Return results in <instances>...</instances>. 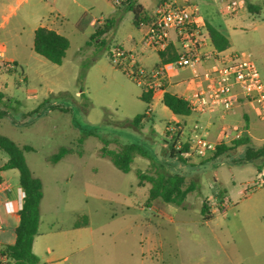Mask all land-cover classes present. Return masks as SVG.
Returning a JSON list of instances; mask_svg holds the SVG:
<instances>
[{
    "label": "rangeland",
    "instance_id": "1",
    "mask_svg": "<svg viewBox=\"0 0 264 264\" xmlns=\"http://www.w3.org/2000/svg\"><path fill=\"white\" fill-rule=\"evenodd\" d=\"M140 1L150 10L158 0L137 3ZM254 6L255 10L247 9L239 17L224 11L222 16L239 24L232 35L233 49L256 65L264 83L263 0H255ZM109 18L115 19V25L106 34V45H87L92 33ZM134 18L133 10L116 6L114 0H26L0 28L6 57L17 59L5 92L19 105L17 111L0 119V133L21 147L35 149L24 153L45 187L43 230L67 231L60 239L56 237L53 251L45 255L52 264H108L112 244L134 248L155 236L177 244V256L194 262L264 264V186H253V165L237 163L230 170L232 165L221 164L226 157L214 152L216 157L209 165L196 170L201 180L187 176L186 186L193 190L183 206L150 199V184L139 185L137 170L153 175L170 169L178 173L176 169L184 162L169 156L173 142L166 143L163 136L173 113L163 104L154 107L143 101L144 89L127 75L125 67L112 61L117 47L133 49L147 64L158 60L157 53L142 43L146 24L136 25ZM50 19L70 41L61 65L33 48L35 27ZM32 89L36 93H30ZM39 104L41 111L32 113L27 121L21 116ZM4 111L0 105V112ZM144 114L143 128L132 126L130 121ZM103 141L112 150L137 144L145 156L136 157L132 170L123 173L100 155ZM62 147L72 149V156L51 163L49 158ZM203 205L207 206L205 215ZM210 211L215 216L205 222ZM86 221L87 226L73 233L74 224ZM214 233L221 238L222 247ZM63 241L80 242L82 249L62 252L58 245ZM170 252L165 251L166 264Z\"/></svg>",
    "mask_w": 264,
    "mask_h": 264
},
{
    "label": "crops",
    "instance_id": "2",
    "mask_svg": "<svg viewBox=\"0 0 264 264\" xmlns=\"http://www.w3.org/2000/svg\"><path fill=\"white\" fill-rule=\"evenodd\" d=\"M26 0H0V28L4 27L6 24L10 22L12 15L16 12L17 8L24 4ZM160 0H158L150 10L146 8L144 3L138 2L137 4L141 5L143 8V13L147 14L149 17L152 15L154 9L158 5ZM180 3H183L184 0H178ZM233 0H191V4L197 6L201 13L204 16L206 25H212L218 30H220L229 40L230 46L227 50L221 52L222 54H233L236 53V50L233 49L232 35L238 28L239 24L236 22L226 20L222 15L225 12L226 15L230 16L226 13V4ZM244 5L241 10L230 17H239L242 15L245 10L251 9L255 10L254 1L255 0H243ZM264 2V0H263ZM17 3V5H14ZM248 11V10H247ZM45 18L44 15H42ZM232 18V19H233ZM143 24V23H141ZM146 24V23H145ZM47 27L48 29L55 30L60 33L57 23L55 20L50 19L47 23L40 22L35 30L40 27ZM214 49V47H207L206 50ZM130 52H134L133 49H127ZM152 51H155L151 49ZM216 50V49H215ZM219 52V51H218ZM158 55V60L154 61L151 64H147L143 62L142 57L136 55L137 62L140 66L151 70L157 67L162 60L159 56V52L155 51ZM10 60L14 61L17 64V59L11 58ZM204 66H200V70H203ZM194 67H185L182 69L172 71L166 80L162 84V91L156 92V94L152 95L151 102L154 107L163 104V97L166 92H170L174 95L184 98L185 100H190L193 93L199 87V83L194 80L195 74ZM14 73L9 72L8 74H4L0 72V77L2 81H0V93L5 95V98H9L12 101V108L7 109L8 116L12 114L13 111L18 110V103L14 102L13 99L7 95L5 92V82L8 81V78ZM193 81H192V80ZM21 80V79H20ZM193 83V84H192ZM191 85V86H190ZM30 93H36L35 89L29 91ZM2 105V104H0ZM164 105V104H163ZM42 104H39L35 109L30 112H23L22 117H25L26 121L29 119L30 115L35 111H41ZM2 108L3 105H2ZM164 108L166 106L164 105ZM150 115V113L148 114ZM3 120L4 118H0ZM179 123L183 127V138L186 140L189 137L190 129L193 124L200 123L205 126L204 136L212 141H217L222 135V132L225 128H245L246 132L243 134V137L247 139L244 144L235 145L234 141L225 142L223 146L230 148L229 150L223 152L220 155L216 156H225L226 159L222 161V165L230 164L232 165L230 170L235 168V164H251L253 165V174L254 177L258 171L264 164V156H257L256 151L264 145V118L261 117L259 113L258 106L248 102L243 98H237V103L235 107L225 112L223 106L219 102H214L212 108L203 114L193 113L191 112L189 115H175L172 114L171 122L167 124L163 131V136L165 138V142L168 143V135L167 131L170 124ZM6 136H9L5 134ZM25 146V145H23ZM31 146V145H30ZM222 146V145H221ZM213 153H209L204 157H186L183 155L181 157L184 166L178 170V173L182 174L186 179L187 185V176L191 175L196 177L197 180H201L200 174L196 171L198 169L205 168L209 165L210 160L213 157ZM72 156V154L66 155L59 162L65 160L66 158ZM9 157L8 155L0 150V180L4 181L8 186L7 189L0 190V251L4 249L6 246L12 245L16 241L15 230L20 223V215L19 212L23 207L24 203V191L20 185V174L16 169H4V165L8 163ZM48 160V159H47ZM245 161V162H244ZM28 163V162H27ZM57 164V163H56ZM172 165V164H168ZM173 166V165H172ZM31 169V168H30ZM165 169V168H163ZM170 169V168H169ZM159 173L161 175H169L174 174L171 171ZM32 171V170H31ZM33 173V171H32ZM166 173V174H165ZM34 174V173H33ZM34 176L39 177L34 174ZM40 178V177H39ZM42 180V178H41ZM200 182V181H199ZM218 183V181H216ZM43 183V180H42ZM216 183V184H217ZM193 186V183H191ZM44 183H43V198L41 201V220L39 226V233L34 240L33 244V252L39 257V264H52V260L47 258L45 255L48 252L53 251V247L51 246L52 242L56 240L58 236L66 234L67 231L53 232L52 230L44 231L43 230V202L45 199L44 195ZM190 195V194H189ZM189 195L186 197V202L189 199ZM203 194L200 193V198ZM226 196V195H225ZM226 199L228 200L227 196ZM229 201V200H228ZM202 212V211H201ZM211 213L208 215L210 218L204 219L205 222L214 218L215 214ZM89 224V222H88ZM87 224V225H88ZM85 225V226H87ZM82 227H76L75 224L72 226V231L74 233L75 230ZM70 231V233L72 232ZM153 232V231H151ZM150 232V233H151ZM55 233V234H54ZM216 242L222 247V240L217 234H213ZM154 240L148 237L147 241H140L137 243V246L134 248L127 247L126 244H112L111 247L108 248V264H166V259L164 258V254L166 250H172L169 253L171 259L168 260L169 264H203L204 260H200L198 262H194L191 259L179 258L178 255V245L171 244L169 242H163L158 240L154 236ZM60 242V240H59ZM126 245V247H125ZM174 245V246H173ZM60 251H66L68 249L77 250L78 248L82 249V245L79 242L71 241L69 243L63 241L58 245ZM46 250V251H45ZM175 250V251H174ZM67 259V258H65ZM0 264H13L10 260L5 257H0ZM220 264V263H219Z\"/></svg>",
    "mask_w": 264,
    "mask_h": 264
},
{
    "label": "built area",
    "instance_id": "3",
    "mask_svg": "<svg viewBox=\"0 0 264 264\" xmlns=\"http://www.w3.org/2000/svg\"><path fill=\"white\" fill-rule=\"evenodd\" d=\"M125 1L114 0V3L122 6ZM190 2L191 0H184L183 3L178 0H160L149 17L150 21L146 23L143 45L157 52H166L172 46L176 54L174 60L162 62L148 70L138 64L133 52L117 47L112 54V61L125 67L127 75L143 91H152V95L162 91V84L172 71L194 67V80L200 85L188 100L191 112L206 113L214 102L221 103L227 112L235 107L237 98H243L257 105L264 118V83L256 65L237 53L222 54L215 50L203 14ZM243 5V0L230 1L226 4V13L235 15ZM211 46L214 49L206 50ZM200 66H204V69L200 70ZM16 68V63L6 57L4 45H0V72L8 74ZM20 79L24 81L23 78ZM183 130L182 125L173 123L170 124L167 135L176 149L188 145L184 153L186 157H204L216 152L227 141L241 139L246 132L245 128H225L219 140L212 141L204 136L205 126L200 123L193 124L186 140L183 138ZM253 186H264V164L258 169ZM7 188L5 182L0 180V190ZM227 202L223 203L226 207ZM215 211H219V208H215Z\"/></svg>",
    "mask_w": 264,
    "mask_h": 264
},
{
    "label": "trees",
    "instance_id": "4",
    "mask_svg": "<svg viewBox=\"0 0 264 264\" xmlns=\"http://www.w3.org/2000/svg\"><path fill=\"white\" fill-rule=\"evenodd\" d=\"M122 6L128 7L133 10L135 14L134 23H148L150 18L147 14L143 13L141 5L137 4V0H126ZM115 25V19L109 18L105 24L97 28L92 35L87 45L95 43L97 46L104 47L106 45V34ZM208 31L215 49L219 52L227 50L230 46L228 38L217 28L208 25ZM70 47V41L64 35L56 32L55 30L48 29L47 27L40 26L34 33L33 48L35 52L48 61L61 65L66 52ZM162 62L174 60L176 54L173 47L170 46L166 52H159ZM17 65V64H16ZM141 99L148 104L152 99V91H143ZM0 103L6 111L0 112V118L8 115L7 109L12 108V101L5 98L3 93H0ZM163 104L175 115H189L191 113L189 102L182 97L166 92L163 97ZM36 113V111L34 112ZM147 118V114L136 116L130 123L137 129H142V122ZM244 137L235 140L233 144H244ZM170 140H168V143ZM168 154L170 157H179L182 159L188 145L185 144L182 149H176L174 143H170ZM226 146H219L216 150V155L229 150ZM0 150L4 151L8 157V163L4 165V169H16L20 174V185L24 191V203L19 212L20 223L15 230L16 241L14 244L6 246L0 251V257H5L13 264H39V257L33 252L34 240L39 233V226L41 220V201L43 198V183L39 177L34 176L32 173L26 157L25 151L31 152L35 149L30 145L19 146L10 137L0 133ZM73 150L62 147L58 153L51 156L49 161L53 164L58 163L66 155L72 153ZM100 155L108 158L112 164L121 172L129 173L132 170L134 159L138 156H145V152L141 146L137 144H126L118 150H112L108 147L107 142L103 141V146L99 151ZM257 156H264V145L256 151ZM139 179V185L144 186L146 183L150 184V199L160 198L166 203L176 206H183L186 201L188 193L193 190V187L186 186V179L180 173L169 175H161L159 173L147 174L142 170L136 171ZM207 206L203 205L202 214L207 213ZM88 224L77 222L76 227H82Z\"/></svg>",
    "mask_w": 264,
    "mask_h": 264
}]
</instances>
